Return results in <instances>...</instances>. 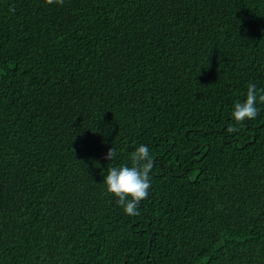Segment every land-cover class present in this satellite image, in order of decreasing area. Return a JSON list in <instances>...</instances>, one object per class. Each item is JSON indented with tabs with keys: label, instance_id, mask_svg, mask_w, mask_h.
<instances>
[{
	"label": "trees",
	"instance_id": "16d2710c",
	"mask_svg": "<svg viewBox=\"0 0 264 264\" xmlns=\"http://www.w3.org/2000/svg\"><path fill=\"white\" fill-rule=\"evenodd\" d=\"M249 83L264 0H0V264H264V104L231 118ZM140 144L129 216L103 176Z\"/></svg>",
	"mask_w": 264,
	"mask_h": 264
},
{
	"label": "clouds",
	"instance_id": "9594fccd",
	"mask_svg": "<svg viewBox=\"0 0 264 264\" xmlns=\"http://www.w3.org/2000/svg\"><path fill=\"white\" fill-rule=\"evenodd\" d=\"M48 5L53 3L63 5L64 0H44ZM14 11L13 9H10ZM245 99L237 101L232 108L231 118L240 123L244 120H253L258 115L257 102L264 104V89H257L255 83L247 85ZM228 133L238 132L235 125H229ZM116 150L111 147L105 154V159L110 161L116 156ZM130 164H121L107 169L103 176L105 191L116 198V204L121 207L126 215H138L139 204L148 195L151 187L152 169L154 160L149 154L147 145L140 144L129 155Z\"/></svg>",
	"mask_w": 264,
	"mask_h": 264
},
{
	"label": "bare ground",
	"instance_id": "6f19581e",
	"mask_svg": "<svg viewBox=\"0 0 264 264\" xmlns=\"http://www.w3.org/2000/svg\"><path fill=\"white\" fill-rule=\"evenodd\" d=\"M4 162V161H3ZM6 164V163H5ZM57 208V207H56ZM39 210V209H38ZM47 210V209H46ZM2 215V214H1ZM45 221H47V220H45ZM40 224V223H39ZM38 226V225H37ZM47 229V228H46ZM50 229H52V228H50ZM35 230V229H34ZM53 230V229H52ZM44 231H46V230H44ZM54 231V230H53ZM23 232V231H22ZM33 232V231H32ZM40 232V231H39ZM42 232V231H41ZM36 234V233H35ZM39 236V235H38ZM40 238V237H39ZM43 238H44V235H43ZM45 239V238H44ZM26 251V250H25ZM25 253V252H24ZM41 253H42V251H41ZM3 254V253H2ZM32 254V253H31ZM44 254V253H43ZM68 256V255H67ZM70 256V255H69ZM29 257H31V256H29ZM36 257V256H35Z\"/></svg>",
	"mask_w": 264,
	"mask_h": 264
}]
</instances>
